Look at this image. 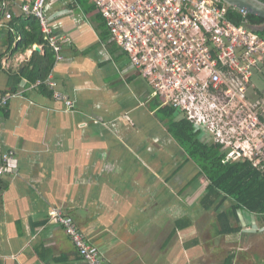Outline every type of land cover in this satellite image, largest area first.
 Returning a JSON list of instances; mask_svg holds the SVG:
<instances>
[{"label": "crops", "instance_id": "0c3cea01", "mask_svg": "<svg viewBox=\"0 0 264 264\" xmlns=\"http://www.w3.org/2000/svg\"><path fill=\"white\" fill-rule=\"evenodd\" d=\"M31 1L7 0L11 19L0 15V95L19 93L0 109V155L15 153L0 175V264H84L49 219L52 208L109 264H225L232 253V264H240L243 249L218 245L226 236L255 234L244 231L253 216L241 211L243 230L217 233V212L210 209L212 221L201 204L207 180L171 131L184 117L167 115L150 96V84L110 40L91 0H48L44 9L63 47L46 79L73 106L30 80L32 59L39 64L45 55L42 44H19L29 30L21 5ZM181 221L190 224L181 228Z\"/></svg>", "mask_w": 264, "mask_h": 264}, {"label": "built area", "instance_id": "2783aa9c", "mask_svg": "<svg viewBox=\"0 0 264 264\" xmlns=\"http://www.w3.org/2000/svg\"><path fill=\"white\" fill-rule=\"evenodd\" d=\"M47 1L32 0L21 10L38 19L58 62L63 59L62 38L49 27ZM91 1L110 40L150 84L151 97L180 113L201 139L220 144L224 160H248L264 172V36L249 26L245 10L237 9L243 19L236 24L228 17L234 7L221 0ZM7 4L0 0V15L10 20ZM41 83L54 99L73 106L51 77ZM17 94L0 95V109ZM14 158V150L0 155V175ZM48 216L63 227L83 262L104 264L71 218L57 208ZM244 228L259 231L254 224Z\"/></svg>", "mask_w": 264, "mask_h": 264}, {"label": "trees", "instance_id": "16d2710c", "mask_svg": "<svg viewBox=\"0 0 264 264\" xmlns=\"http://www.w3.org/2000/svg\"><path fill=\"white\" fill-rule=\"evenodd\" d=\"M261 1L264 2V0ZM228 17L236 24H239L243 19L241 13L231 7L228 11ZM246 18L249 26L254 28L259 35L264 36V18L251 14H247ZM21 23L22 27L28 26L29 30L21 32L22 37L19 44L23 48L34 43L44 46L45 55L40 57L39 64H34V58L32 59L31 64H33L34 69L30 71V80L32 82L35 83L38 80L43 81L46 79L54 62V52L43 40L37 18L33 15H27L22 18ZM40 86L43 89L46 88L45 84ZM166 108L168 109L166 110V114L172 116L175 110L167 106ZM171 127V131L187 149L190 158L200 168L201 173L207 180L205 182V193L201 199V204L205 210L214 208L217 212V233L219 235H229L237 234L243 230V226L240 225L241 211L253 216L254 221L252 224L258 227L263 225L264 172L253 166L248 160H224L226 153L222 146L218 143L200 139L199 131L195 130L194 126L185 118L173 122ZM3 184L4 182L0 178V188H2ZM227 199L232 202V205L227 208H222L223 203ZM189 224H182L181 221L179 226L183 228ZM244 231L248 232L246 230ZM85 238L101 255L103 263L109 264L91 239L86 235ZM77 254L79 255L78 251ZM79 257L83 262L80 255ZM233 258V253L228 255L225 259V264H232ZM83 263L87 264L85 262Z\"/></svg>", "mask_w": 264, "mask_h": 264}, {"label": "rangeland", "instance_id": "374dc122", "mask_svg": "<svg viewBox=\"0 0 264 264\" xmlns=\"http://www.w3.org/2000/svg\"><path fill=\"white\" fill-rule=\"evenodd\" d=\"M228 205H230V202L226 201L224 203V206L227 207ZM209 216H210L209 218L212 221L215 220L214 211L210 210ZM258 230L259 231L253 232L255 234L248 235L246 236V238H243L242 236L239 237V235H231L229 237L226 236L222 240H220L218 246L221 250H225L231 247L243 249L242 252L246 254V256H244V259L241 261L240 264H264V224L260 225L258 227ZM204 237L205 240L207 239V241L213 238L212 231H209L207 234H204ZM215 239H217V237H215ZM218 258H222V256L219 255ZM197 264H201V262L199 261ZM203 264H215V263L213 261H208L205 263L203 262Z\"/></svg>", "mask_w": 264, "mask_h": 264}, {"label": "water", "instance_id": "95a60500", "mask_svg": "<svg viewBox=\"0 0 264 264\" xmlns=\"http://www.w3.org/2000/svg\"><path fill=\"white\" fill-rule=\"evenodd\" d=\"M228 5L236 8L243 9L248 14L256 15L264 18V2L261 0H221Z\"/></svg>", "mask_w": 264, "mask_h": 264}]
</instances>
